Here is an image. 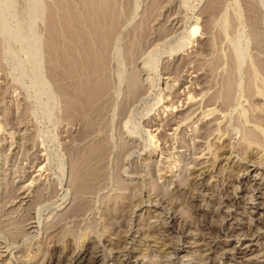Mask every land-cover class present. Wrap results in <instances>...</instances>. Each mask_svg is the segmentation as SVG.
Returning a JSON list of instances; mask_svg holds the SVG:
<instances>
[{
	"label": "rangeland",
	"instance_id": "374dc122",
	"mask_svg": "<svg viewBox=\"0 0 264 264\" xmlns=\"http://www.w3.org/2000/svg\"><path fill=\"white\" fill-rule=\"evenodd\" d=\"M110 1L104 67L60 79L86 2L0 0V264H264V0ZM101 81L87 132L63 88Z\"/></svg>",
	"mask_w": 264,
	"mask_h": 264
},
{
	"label": "bare ground",
	"instance_id": "6f19581e",
	"mask_svg": "<svg viewBox=\"0 0 264 264\" xmlns=\"http://www.w3.org/2000/svg\"><path fill=\"white\" fill-rule=\"evenodd\" d=\"M84 1L86 2L87 5L85 4ZM83 2L85 4L84 5L85 21L87 22V25L89 26V29L91 31L90 33L93 34V36H95L94 39L96 42L94 41V39L89 38L90 36H87V32H85V30L83 31L81 29V27L78 26V28L73 29L76 32V35L78 34V39H76V41L74 42L75 44L71 48H68L67 50H64V49L60 50L57 47V44H59L58 43L59 40H58L57 29L55 27L53 19L50 20L49 40L47 43L48 44V50L50 52L51 61L53 64V68L56 72V76L60 79H64V78L69 77V76L75 77V76L91 73L95 70H99V69L103 68L105 65L104 55L107 54L108 47L112 41V32H111L112 27H111V29H108L106 27V25L108 24V22L110 25H112V24L114 25L116 22V20H113L114 18L112 17L111 14L108 15L109 10H111L110 7H111L112 2L110 0H83ZM104 2L105 3L107 2L106 3L107 5H105ZM105 6H108L109 8L105 7ZM212 6H214V5H212ZM104 7L106 8V10ZM107 8H108V11H107ZM104 15H107L109 17L107 18ZM104 17L107 19L106 21H104L105 20ZM76 18L77 17L75 16V19H73V20L78 19V18L77 19ZM73 20L69 18L68 24L67 25L65 24V30H64L65 32L64 33L69 37L72 36L71 23ZM95 43L97 44V47H96V50L98 49L97 52L94 49ZM101 52H103L102 56L100 54ZM107 87H108L107 81L106 82L101 81L100 83L90 82L87 85H86V83H85V85L78 84L75 87H71L70 85L65 86L63 89L69 88V89H67V91L70 93V95H68V99L66 101L67 106H68L67 112L70 111L72 113V111H74V112L76 111L80 117V115L81 116L86 115L88 110H90L91 114L99 115L100 113H102V110L104 109L103 108L104 106L101 102V97H102L103 93L105 92V90L107 89ZM129 91H130L129 92L130 98L132 99L139 94L140 89L135 88V86H134ZM64 92L67 95V92L65 90H64ZM194 98L195 97L188 95L186 97V100L188 102H192V100ZM94 103H96V105H94ZM92 105H94V107ZM72 114H74V113H72ZM75 115H77V114H75ZM90 116H87V117L90 118ZM77 118H78V116H77ZM85 121L87 123V120H85ZM92 121H91V118L88 119V123H87L88 125L86 127L87 129L84 127L87 132L89 131L88 129H90V130L93 129V126H94L93 122L95 120L93 122ZM96 145L95 146L93 145L94 148L96 147ZM104 149L102 148V150L98 149L97 151L92 152V148H91V150L89 151L90 153L86 157L83 156V158L85 157L83 162L85 164H91L90 163L91 160L93 161L95 158H97L99 156L101 157V154L104 152L103 151ZM81 160H82V158H81ZM83 162L81 161V165ZM95 171H97V170H95ZM95 171L91 170L90 174L91 175L97 174ZM75 174H78L77 171ZM81 204L82 203H80V202H76V204L73 205L75 212L79 213V211H81L80 210L82 208ZM78 215L79 214L75 213L73 215V217L78 216ZM174 249H175V247H174ZM93 259H94V256H93Z\"/></svg>",
	"mask_w": 264,
	"mask_h": 264
}]
</instances>
